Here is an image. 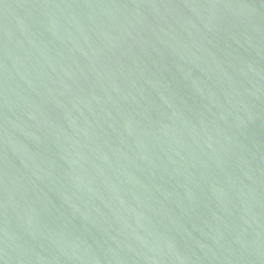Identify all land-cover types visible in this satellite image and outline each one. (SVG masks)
Instances as JSON below:
<instances>
[{
  "label": "water",
  "instance_id": "water-1",
  "mask_svg": "<svg viewBox=\"0 0 264 264\" xmlns=\"http://www.w3.org/2000/svg\"><path fill=\"white\" fill-rule=\"evenodd\" d=\"M0 264H264V0H0Z\"/></svg>",
  "mask_w": 264,
  "mask_h": 264
}]
</instances>
